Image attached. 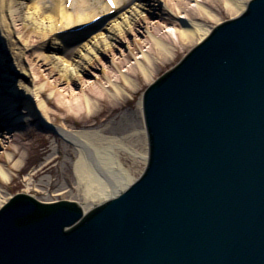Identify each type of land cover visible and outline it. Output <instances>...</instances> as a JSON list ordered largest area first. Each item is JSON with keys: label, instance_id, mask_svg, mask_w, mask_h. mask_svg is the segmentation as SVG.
<instances>
[{"label": "water", "instance_id": "95a60500", "mask_svg": "<svg viewBox=\"0 0 264 264\" xmlns=\"http://www.w3.org/2000/svg\"><path fill=\"white\" fill-rule=\"evenodd\" d=\"M145 89L146 175L82 222L18 195L0 264H264V0Z\"/></svg>", "mask_w": 264, "mask_h": 264}, {"label": "bare ground", "instance_id": "6f19581e", "mask_svg": "<svg viewBox=\"0 0 264 264\" xmlns=\"http://www.w3.org/2000/svg\"><path fill=\"white\" fill-rule=\"evenodd\" d=\"M251 1L113 0V7L109 0H0V99L3 110L0 132L10 131L38 115L43 126L52 127L74 146L73 151L68 145L59 147L61 153L70 156L66 162L71 163L73 186L63 187H66L65 193L72 194V199L40 200L33 193L24 192L6 196V185L13 181L15 171L22 170L26 159L24 153L17 157L15 152H8L7 161L12 169L7 161L0 162V211L21 194L46 204L73 202L76 210L79 208L77 214L80 216L74 224L67 226L68 231L106 199H119L128 193L149 169L145 90L138 102V124L125 135L112 124L111 119L117 116L116 106L122 108L128 103L131 92L140 87L141 80L149 83L146 88L158 82L208 41L215 29L247 15ZM219 10L228 13V18L222 20ZM149 13L159 15L161 20L163 15L169 16L177 21V25L167 24L162 35L158 25L150 29ZM211 21L215 22L212 26ZM26 26L30 27L31 34L27 33ZM138 27H144L147 39L140 47L141 54L132 61L129 51L116 62L113 59L116 51L124 48L121 44L126 42L125 37L137 32ZM35 36L37 39H33ZM189 45L191 48L177 63L155 77L160 62L173 59L178 47ZM146 46L149 48L144 49ZM110 57L113 70L105 76L104 84L93 86L89 89L91 92L86 90L76 97H72V93H60L52 98L44 96L46 74L40 65H50V68L53 65L63 75V80L69 81L68 84L82 86L90 78L84 72L85 68L94 61L101 63ZM110 103L115 107L110 108ZM20 107H23L22 111ZM98 116L102 119L97 121ZM52 117L63 124L54 127L50 121ZM70 119L76 120L72 121L73 127L66 124ZM136 142L140 143V148ZM46 151L47 147H43L39 153ZM52 161L49 158L42 167L31 171L28 185L35 190L39 185H45L42 181L30 182L35 181L43 170L49 171L46 165ZM47 181L49 184L50 177ZM63 193L64 190L57 195Z\"/></svg>", "mask_w": 264, "mask_h": 264}, {"label": "rangeland", "instance_id": "374dc122", "mask_svg": "<svg viewBox=\"0 0 264 264\" xmlns=\"http://www.w3.org/2000/svg\"><path fill=\"white\" fill-rule=\"evenodd\" d=\"M220 14L219 16L221 19L228 18V13H226L223 10L218 11ZM165 17V18H164ZM147 21L149 22L150 29L153 26L158 25L161 27L160 34H163V31L165 30V26L167 24L171 25H177V21L175 19L171 18L169 16H164L162 20L160 19L159 15H155L152 13L147 14ZM155 22V23H153ZM176 22V23H175ZM209 24L212 26L215 24V22L211 21ZM27 27V26H26ZM144 27H138L137 32H134L129 37H125V43L123 42L121 44L122 47L121 50H117L116 54L114 55L113 59L118 62L121 59V55L129 53L130 51V60H134L133 57L139 56L141 53V46L146 44V37L145 33H143ZM28 34H31L30 27H27L26 29ZM33 39H37L35 36ZM146 40V41H145ZM129 47V48H128ZM149 48L148 46L144 47V49ZM191 48V46H185V47H178L176 56L167 61V62H160V64L156 67L155 71V77H159L163 72L168 70L171 66H173L175 63H177L185 53ZM106 59V58H105ZM117 59H119L117 61ZM109 60V61H108ZM112 58L106 59L105 61L102 60V62L94 61L92 65H88L87 68H85V73H88L89 80L87 83H83L82 86H76L72 83H69L67 80H63V75H60L59 72H57V69L51 65L52 68H50V65H40L41 70L46 74L44 82H47V87L45 88L44 96L46 98L49 97H56L60 93L61 95L65 94H71L73 97L75 95H82L86 90L91 92L89 89L94 87H97L98 85L104 84L105 76L109 75L110 72L113 70L114 65H112ZM57 79V82L55 80ZM91 82V83H89ZM89 84V86H88ZM149 83H145L144 80L140 81V87L137 88L135 92H131V96L128 98V103L122 108H119L115 111L117 113V116L115 119L112 120V124L114 128H116L121 135H125L129 132H131L135 125L138 124V102L141 96V93L145 88L148 86ZM71 86V87H69ZM52 95L48 96L50 93ZM110 108H114L111 103L108 104ZM21 108V107H20ZM53 108V107H52ZM23 110V107L21 108V111ZM29 113V112H28ZM22 115V113H21ZM102 119L101 116H98L96 120ZM40 118L38 115H33L28 120H25V123H20L18 127L11 129L10 131L2 130L0 132V162L7 161V153L8 152H15L17 157L21 153H24L26 159L25 164L22 167V170L15 171L14 179L11 183L6 185V196L15 195L20 192L24 193H33L38 199L47 200V198H60V199H72L70 196L72 194L70 192L65 193L66 187L68 186L72 188L74 176H72V168L71 163H67V159H70V156L67 155V153H61L60 152V146L66 147L68 145L71 150H74V146L71 145L69 142L65 141L56 130L52 127H46L43 126L40 123ZM78 120V118H77ZM109 120V119H108ZM50 121L52 122V125L55 127L57 125L63 124L62 121H55L54 117L50 118ZM72 120L68 121L66 124L70 127H73ZM80 121V120H79ZM108 122V121H107ZM92 123V120H91ZM100 125V124H99ZM127 139V138H126ZM128 140V139H127ZM129 143H131L130 140H128ZM135 143V142H134ZM136 146L138 148L141 147L139 142H136ZM43 147H47V151L44 154L39 153V150ZM39 149V150H38ZM53 159L52 162L48 163L49 165H46V168H49V171L43 170L40 175L35 179V181H32L30 183H38L43 182L45 185H39L36 190L35 188H32V186L28 185L29 180L28 177L31 175V171L37 169L38 167H42L44 165V162L47 161V159ZM74 158V157H73ZM72 161V160H71ZM8 162V161H7ZM66 162V163H65ZM9 163V162H8ZM129 163V162H128ZM70 164V165H69ZM134 165V164H132ZM9 166L11 167V163H9ZM12 169V167H11ZM139 169V168H138ZM137 169V170H138ZM136 170V171H137ZM50 177V181L48 184L47 178ZM45 179V180H43ZM28 180V181H27ZM47 181V182H45ZM41 182V183H42ZM70 183V184H69ZM63 187V188H61ZM40 190L41 192L37 191ZM61 195H57V192H63Z\"/></svg>", "mask_w": 264, "mask_h": 264}, {"label": "snow or ice", "instance_id": "6c2138e0", "mask_svg": "<svg viewBox=\"0 0 264 264\" xmlns=\"http://www.w3.org/2000/svg\"><path fill=\"white\" fill-rule=\"evenodd\" d=\"M109 3L112 4L113 7H115V4L113 3V0H109ZM3 116V110H2V99H0V117ZM6 211V209H5Z\"/></svg>", "mask_w": 264, "mask_h": 264}]
</instances>
